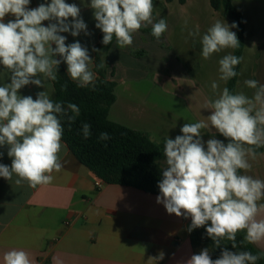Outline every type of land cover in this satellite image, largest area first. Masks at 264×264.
<instances>
[{"label":"clouds","instance_id":"9594fccd","mask_svg":"<svg viewBox=\"0 0 264 264\" xmlns=\"http://www.w3.org/2000/svg\"><path fill=\"white\" fill-rule=\"evenodd\" d=\"M29 4L30 0H0V65L10 73V82L0 86V146H8L7 155L12 160L10 167L0 164V177L12 180L15 175L16 185L27 182L36 188L51 184L52 173L63 167L61 121L65 119L70 126L80 116V108L74 103L65 106L54 101L47 88L35 99L21 96L19 90L29 84L46 87V80L56 81L61 62L66 63L68 76L80 88H94L97 76L90 67L93 59L88 49L79 41L66 44L67 37L61 35L70 32L76 37L81 31L88 34L80 18L81 9L66 0H51L35 8H29ZM89 7L94 10L95 27L102 31L104 45L115 37L119 48L129 47L133 34L146 25L152 26L151 35L156 39L168 28L163 18L154 22L153 0H91ZM8 15L14 19L4 22ZM45 21L50 23L44 26ZM235 27L233 23L231 28ZM189 35L200 33L197 29ZM200 42L205 60L225 49L240 47L236 33L220 20L200 36ZM242 60V56L224 55L218 62L219 80L227 82L236 77L235 68ZM244 84L255 90L251 97L224 87L208 102L211 114L207 119L228 143L211 138L205 147L202 130L208 125L200 121L185 123L180 129L182 135L167 137L163 146L166 167L158 183L157 203H162L168 214L191 217L189 232L210 222L206 232L216 247L227 239L235 249L239 232H245L248 243L264 242V218H257L264 212V180L241 174V170L250 172V159L255 160L256 150L264 148V84L255 79H247ZM218 88L217 82L211 83L214 94ZM81 132L88 139L91 125L84 123ZM110 138L107 132L99 134L101 141ZM259 259L260 255L250 251L225 247L213 260L206 248L193 254L187 264H257ZM2 264L35 261L25 250L13 248L3 253Z\"/></svg>","mask_w":264,"mask_h":264},{"label":"crops","instance_id":"0c3cea01","mask_svg":"<svg viewBox=\"0 0 264 264\" xmlns=\"http://www.w3.org/2000/svg\"><path fill=\"white\" fill-rule=\"evenodd\" d=\"M50 2L51 0H30L29 8ZM90 2L91 0H66V3H75L81 9L80 18L86 23L88 34L81 31L76 37L70 32L61 35L67 37L66 44L79 41L88 49L90 58L93 59L90 67L94 72V49L103 33L95 27L97 22L94 10L89 7ZM188 3L189 1L185 6ZM233 4L243 12L246 27L237 92L244 88L251 97L255 90H249L244 81L255 79L259 84H264V25L257 26L259 20L256 19L264 16V10H260V16L254 15V19L248 20L244 10L234 0ZM197 11L202 12L203 18L202 8ZM208 16L216 21H224L235 32V28H231L233 22L220 12L213 9L207 11ZM12 19L14 17L8 15L4 22ZM71 20L69 17V22ZM48 23L50 22H43L44 26ZM206 31L204 29L203 32ZM253 31L259 37L255 40L252 38L250 42L248 34ZM133 35L145 43L141 35ZM138 39L133 38L134 44L129 47L144 48L140 51H133L129 47L119 48L115 44L103 54L108 67L115 69L114 76L109 71V78L117 84V99L110 109L109 118L145 132L157 142L167 137L175 139L182 135L180 129L185 123L200 121L208 125L202 130V137L220 135L207 119L211 114L208 102L227 87L228 81L219 92L209 96L193 77L160 76L163 74L159 71H147L142 67V61L149 58L158 46L146 44L147 42L141 46L137 44ZM193 46L194 43L191 49ZM228 50L234 55L235 49ZM192 55H189L190 60L197 61L198 56ZM250 56L252 59L247 72ZM56 58L60 59L58 56ZM172 58L174 62L178 61L177 57ZM221 58L220 54L216 62ZM204 60L202 57V61ZM61 65L67 70L66 63L61 62ZM9 77L10 73L0 65V86L9 83ZM166 84H169L170 93L168 88H163ZM45 85L46 87H37L29 84L20 89L19 94L30 95L35 99L38 92L47 88L53 99V82L46 80ZM168 105L172 106L171 112L167 111ZM62 143L64 148L60 158L63 167L59 172L52 173L54 179L51 184L31 188L27 182L16 185L15 175L12 180L0 177V264L3 253L13 248L28 252L35 264H187L193 254L201 252L191 243L187 229L191 217L168 214L163 204L157 203L158 195L133 187L102 183L63 141ZM7 152V145L0 146V164L10 167L12 160ZM250 163V172L244 173L242 170L241 174L264 180V154L257 155L255 160L250 159ZM257 218H264V212ZM254 246L264 253V242ZM54 257L56 261L53 260Z\"/></svg>","mask_w":264,"mask_h":264},{"label":"trees","instance_id":"16d2710c","mask_svg":"<svg viewBox=\"0 0 264 264\" xmlns=\"http://www.w3.org/2000/svg\"><path fill=\"white\" fill-rule=\"evenodd\" d=\"M171 3L173 0H153V5L160 2ZM215 11H222L227 18L237 25L235 33L240 47L235 49L234 55L243 57L245 49V19L243 12L233 4V0H210ZM103 34L95 48L94 72L97 76L95 87L80 88L70 79L67 70L61 64L57 69V80L52 81L55 89L54 101L74 103L80 108V116L70 126L62 119L64 128L62 141L69 147L78 160L91 170L104 184L133 187L153 195H160L158 183L162 180V170L165 157L163 155V139L160 142L152 140L149 134L132 129L109 118L111 107L116 102L115 89L117 84L109 78V67L103 54L107 53L115 44V37L109 45L102 43ZM103 64V67L98 65ZM242 62L236 66L238 75L230 79L227 88L237 93V84ZM114 76V71L111 73ZM84 123L91 125V135L85 139L81 128ZM107 132L110 139L99 140V134ZM223 137L222 135H220ZM225 144L229 141L223 137ZM258 155L264 154V148L256 150ZM242 171V170H241ZM191 220L187 223V229ZM193 229L190 234L191 243L195 249H208L213 260L220 257L223 248L230 251H250L260 255L257 264H264V253L254 244L245 239V232L236 236L237 247L232 248V241L224 239L221 246L216 247L214 241L207 235L206 227Z\"/></svg>","mask_w":264,"mask_h":264},{"label":"rangeland","instance_id":"374dc122","mask_svg":"<svg viewBox=\"0 0 264 264\" xmlns=\"http://www.w3.org/2000/svg\"><path fill=\"white\" fill-rule=\"evenodd\" d=\"M174 3H167L165 1L154 4L153 10V18L154 22H157L158 19H165L168 25L167 31L159 38L156 39L151 35V25H146L142 27L138 32L141 35V39L143 38L146 44H152L158 46V49L153 51L151 56L147 59H143L142 67L147 69V71L161 72L160 76H189L193 77L201 86L204 87L205 91L209 96H213V92L211 90V83L217 82L219 88L217 92L223 88L224 81L219 80V64L216 62L217 58L221 54L223 57L226 54H230L231 51L225 49L220 53L213 54L211 58L207 61H202V45L200 42V36H202L205 32L204 29H208L216 20L210 19L207 17V11H212V6L210 5L209 0H173ZM189 1L187 6L185 4ZM234 2L240 6L242 10L247 15V19H254V15L260 16V10H264V0H234ZM206 6V7H205ZM202 8L204 17L202 18V12H198ZM196 9V11H195ZM222 15L225 14L222 11H218ZM226 17V16H225ZM259 24L257 26L264 25V16H260L258 18ZM185 20H187V25H185ZM230 21V19H229ZM232 23V22H231ZM199 30L200 36H190L189 32H195ZM255 29V27H253ZM259 37L255 32L248 34V40L251 42L252 38ZM133 38L138 39L133 35ZM140 38V37H139ZM253 40V41H254ZM145 43L139 41L137 44L144 46ZM194 43V46L191 49V45ZM117 44V43H116ZM134 44V42H133ZM133 51H140V47H129ZM144 49V48H142ZM188 50L192 51L189 52ZM144 51V50H143ZM190 53V54H189ZM195 54L198 56L197 61H191L189 55L193 56ZM201 55V56H200ZM172 57H177L178 61L173 60ZM179 57V58H178ZM189 59V60H188ZM252 56L248 59V64L246 66L247 72L250 68V60ZM177 63V64H176ZM113 67H109L110 73L113 72ZM145 71V70H144ZM115 72V69H114ZM143 72V71H142ZM168 88L170 93L169 84L163 85V88ZM240 87V86H239ZM177 89L175 88V91ZM251 90V89H249ZM239 91V90H238ZM240 92L245 93L249 96L248 90L241 89ZM250 97V96H249ZM212 99H214L212 97ZM179 104V102H177ZM172 106H167V111L171 112ZM178 108V107H177ZM215 138L221 140L225 143V140L220 135L217 136H208L202 137L203 142L205 143L208 139ZM163 165H166L165 160L163 161Z\"/></svg>","mask_w":264,"mask_h":264}]
</instances>
